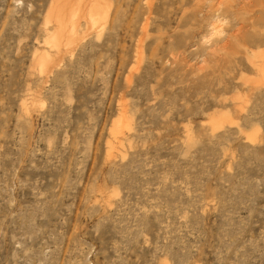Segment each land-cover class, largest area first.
<instances>
[{"label":"rangeland","instance_id":"rangeland-1","mask_svg":"<svg viewBox=\"0 0 264 264\" xmlns=\"http://www.w3.org/2000/svg\"><path fill=\"white\" fill-rule=\"evenodd\" d=\"M238 1L0 0V264H264V6Z\"/></svg>","mask_w":264,"mask_h":264},{"label":"bare ground","instance_id":"bare-ground-1","mask_svg":"<svg viewBox=\"0 0 264 264\" xmlns=\"http://www.w3.org/2000/svg\"><path fill=\"white\" fill-rule=\"evenodd\" d=\"M196 1H198V0H196ZM228 1H230V2H232V3H233V2L236 3L237 0H228ZM239 1H241V0H239ZM239 1H238V3H239ZM255 1H256V0H255ZM259 1H261L262 6H264V2L262 3V1H264V0H259ZM200 2H202V1H200ZM243 2H244V0H243ZM256 2H257V1H256ZM225 3L228 4V2H225ZM225 3H224V4H225ZM251 3H252V2H251ZM259 3H260V2H259ZM200 4H201V3H200ZM227 4H225V5H227ZM233 4H234V3H233ZM245 4L247 5V2H246V1H245ZM253 4H254V2L252 3V5H253ZM202 5H203V3H202ZM237 5H238V4H237ZM241 5H242V3H241ZM256 5H257V3H256ZM256 5H253V6L255 7ZM221 6H222V4H221ZM239 6H240V5H238V9L240 8ZM248 6H251V5L248 4ZM259 6H261V5H259ZM262 6H261V7H262ZM223 7H224V6H223ZM226 7H227V6H225V8H224L225 11H226V10L229 11V9H230L231 11L234 10V7H233V9H231L232 6H229V5H228V7H227V8H226ZM243 7H244V6H243ZM251 7H252V6H251ZM251 7H250V9H252ZM245 8H246V6H245ZM255 8H256V7H255ZM257 8H258V7H257ZM262 8L264 9V7H262ZM262 8H261V9H262ZM224 9H223V12H224ZM236 9H237V8H236ZM236 9H235V10H236ZM241 9H242V7H241ZM243 9H244V8H243ZM247 9H248V8H247ZM263 9H262V11H263ZM239 10H240V9H239ZM244 10H245V9H244ZM244 10H242V11H244ZM255 10H256V9H255ZM255 10H254V11H255ZM259 10H260V9H259ZM220 11H221L220 13L223 15L224 13H222V10H220ZM227 11H226V12H227ZM231 11H230V12H227V14H228V13H231ZM245 11H246V10H245ZM249 11H250V10H249ZM254 11H253V14H254ZM199 12H200V11H199ZM199 12H198V13H199ZM259 12H260V11H259ZM259 12H256L255 15H258L257 13H259ZM263 12H264V11H263ZM58 13H59V12H58ZM58 13H57V14H58ZM232 13H233V12H232ZM235 13H236V11H235ZM246 13H247V12H246ZM248 13H249V12H248ZM233 14H234V13H233ZM224 15H225V14H224ZM248 15H250V13H249ZM255 15H254V16H255ZM55 16H56V15H55ZM218 16H219V15H218ZM220 16H221V15H220ZM258 16H260V14H259ZM261 16H262V14H261ZM56 17H57V16H56ZM56 17H55V18H56ZM72 17H73V16H72ZM223 17H224V16H223ZM262 17H263V19H264V14H263ZM225 18H226V17H225ZM225 18H223V19H225ZM227 18H228V17H227ZM260 18H261V17H260ZM90 19L92 20L93 18H90ZM263 19H259V20H263ZM216 20H217V19H216ZM257 20H258V19L256 18V20H255L254 22L257 23V22H258ZM223 21H224V20H223ZM240 22H241V21H240ZM254 22H253V23H254ZM260 22H261V21H260ZM218 23H219V20H218ZM220 23H221V22H220ZM244 23H246V22L244 21ZM244 23H243V24H244ZM216 24H217V23H216ZM241 24H242V23H241ZM241 24H240V25H241ZM243 24H242V25H243ZM247 24H248V23H246V25L244 24L245 27H246V26H249V25H247ZM250 25H252V24H250ZM263 25H264V24H263ZM212 27H213V26H212ZM242 27H244V26H242ZM245 27H244V28H245ZM219 28H220V27H219ZM240 29H241V28H240ZM240 29L238 30L239 32L241 31ZM238 31H237V32H238ZM242 31H243V29H242ZM215 32H216V31H215ZM239 32H238V33H239ZM243 32H244V31H243ZM243 32H241V33H242L241 35H243ZM214 34H215V33H214ZM244 34H245V32H244ZM236 35H237V33H236ZM236 35H235V36H236ZM245 35H246V34H245ZM245 35H244V36H245ZM238 36H239V35H237L235 38H237ZM239 37H240V36H239ZM246 37H247V36H246ZM259 37H260V35H259ZM254 38H255V37H254ZM238 39H240V38H238ZM255 39H256V38H255ZM237 41H238V40H237ZM258 41H259V40H258ZM242 42H243V41H242ZM243 44H244V43H243Z\"/></svg>","mask_w":264,"mask_h":264}]
</instances>
